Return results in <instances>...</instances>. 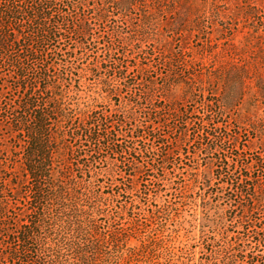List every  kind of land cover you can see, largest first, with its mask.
<instances>
[{
    "label": "trees",
    "instance_id": "16d2710c",
    "mask_svg": "<svg viewBox=\"0 0 264 264\" xmlns=\"http://www.w3.org/2000/svg\"><path fill=\"white\" fill-rule=\"evenodd\" d=\"M164 6L179 23L171 37L201 31V73L184 47L161 49L168 39L140 46L144 38L123 35L131 21L142 33ZM100 33L107 95L118 91L114 80L129 85L127 49L147 76L157 49L168 64L162 84L147 79L136 100L149 105L147 116L134 127L123 111L100 110L96 96L79 101L80 75L68 64L74 49L65 46L92 50ZM0 37V264H91L103 239L95 222L117 220L86 204L97 195L81 190L88 160L111 150L126 173L143 176L149 168L137 160L150 154L157 182L188 147L194 159L201 150V264H264V0H0ZM182 83L198 89L201 111L193 97L170 98ZM52 222L66 234L53 246L45 234Z\"/></svg>",
    "mask_w": 264,
    "mask_h": 264
},
{
    "label": "rangeland",
    "instance_id": "374dc122",
    "mask_svg": "<svg viewBox=\"0 0 264 264\" xmlns=\"http://www.w3.org/2000/svg\"><path fill=\"white\" fill-rule=\"evenodd\" d=\"M152 11L154 13L152 23L146 26L142 33L134 32L131 21L125 29L128 33L125 32L123 35L132 34L138 38H144L140 46H146L147 42L152 40L162 38V42H165L168 39L169 42L165 47H159L173 52H178L181 47H184L185 55L196 63L195 72L201 73V31L187 30L182 35L171 37L173 35L171 26L179 24L174 14L168 13L166 6L162 7V10ZM139 13L140 10L135 9L130 15L137 17ZM110 28L107 26L105 29ZM97 35L92 38L96 40L92 50H83L80 44H72V40L65 46L71 50L74 49L68 64L75 66L80 75L77 77L81 88L79 101L93 102L92 96H96L98 98L94 102L99 105L100 110L123 111L127 116L129 127H134L147 116L146 111L149 105H146L144 101L145 106L142 107L136 102L137 99L144 97L147 79L151 78L157 84H162L164 75L169 73L168 64L163 63L157 49L158 55L155 60L150 61L152 71L147 76L138 71L140 64H138L139 67L132 65L136 51L127 49L125 54L129 60L127 61L129 85H124L122 80H114L118 91L112 96L107 95L102 90L103 80L107 74L104 70L100 71V67L102 59L106 57L108 39L102 37V34L101 37ZM146 39L147 42H145ZM131 46H135L134 41L129 47ZM121 50L125 51V48ZM55 71L57 74L62 73L60 68ZM185 87L184 83L176 87L174 93L169 94L170 98L187 102L193 97L195 99L193 108L201 111L199 106L201 95L198 89H193V93H189L185 91ZM162 94L165 92H156L153 98L161 97ZM124 128L126 127H120V130ZM175 133L173 128L168 129V135L172 138ZM126 138L129 139L127 136ZM172 138L169 139L172 140ZM136 146L140 150L143 149V145L139 142ZM188 148L186 154L181 149L179 154L173 155L170 159L172 163L166 166L162 174L158 172L161 177L157 182L150 181L157 172L150 165V154L140 153L137 160V165L142 166L144 170L149 168L143 176L136 173L132 167H127L129 170L127 173L133 174L129 177L124 169L125 165H121L120 159H117V155L111 150L104 149L102 153H96L93 157L94 162L92 159L88 160L90 165L83 169L81 190L89 189L97 195L96 200L91 198L86 204L101 206L104 218L114 217L117 220V222L105 220L95 222L101 232L98 236L103 239L91 264H201V150L195 149L198 153L194 159L193 149ZM123 155V160L125 158L127 160L129 156ZM73 172L76 171L73 170ZM142 181L150 184L147 187L141 186ZM52 223L53 225H50L45 232L51 246L54 245L53 241L61 237L60 240H62L66 235L63 231L59 233L63 222ZM112 232H116L113 237ZM65 253L67 259L74 260L76 255L73 248L67 247ZM48 254H54V251L49 250ZM32 256L37 258L36 255L32 254Z\"/></svg>",
    "mask_w": 264,
    "mask_h": 264
}]
</instances>
